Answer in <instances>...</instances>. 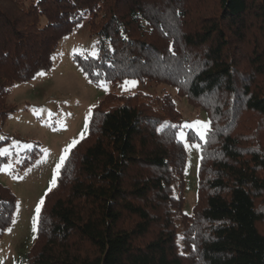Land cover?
I'll list each match as a JSON object with an SVG mask.
<instances>
[{
	"label": "trees",
	"instance_id": "1",
	"mask_svg": "<svg viewBox=\"0 0 264 264\" xmlns=\"http://www.w3.org/2000/svg\"><path fill=\"white\" fill-rule=\"evenodd\" d=\"M85 18L93 82L175 88L210 129L186 203L171 96L108 95L43 203L23 264H264V0H0V122L17 83L52 68ZM188 140H197L190 131ZM17 198L0 183V238Z\"/></svg>",
	"mask_w": 264,
	"mask_h": 264
},
{
	"label": "rangeland",
	"instance_id": "2",
	"mask_svg": "<svg viewBox=\"0 0 264 264\" xmlns=\"http://www.w3.org/2000/svg\"><path fill=\"white\" fill-rule=\"evenodd\" d=\"M24 1L28 6L37 0ZM97 56V38L91 36L85 18L60 41L49 71L12 88L7 104L14 112L5 123L0 122V183L16 196L17 207L12 225L0 238V264H23L38 238L46 196L57 186L71 151L88 135L93 109L108 95L171 96L183 119L178 139L187 154L183 212H193L201 146L210 129L206 114L169 85L138 79L91 81L75 59ZM190 131L197 140H188Z\"/></svg>",
	"mask_w": 264,
	"mask_h": 264
}]
</instances>
